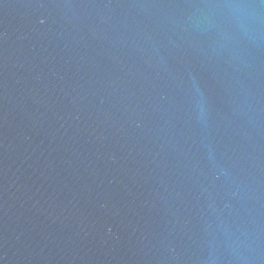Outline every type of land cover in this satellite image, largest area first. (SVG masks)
<instances>
[{
  "label": "water",
  "instance_id": "obj_1",
  "mask_svg": "<svg viewBox=\"0 0 264 264\" xmlns=\"http://www.w3.org/2000/svg\"><path fill=\"white\" fill-rule=\"evenodd\" d=\"M0 264H264V0H0Z\"/></svg>",
  "mask_w": 264,
  "mask_h": 264
}]
</instances>
